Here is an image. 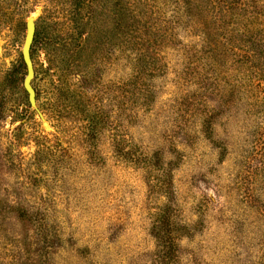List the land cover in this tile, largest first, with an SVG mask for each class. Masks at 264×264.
<instances>
[{"label": "rangeland", "instance_id": "obj_1", "mask_svg": "<svg viewBox=\"0 0 264 264\" xmlns=\"http://www.w3.org/2000/svg\"><path fill=\"white\" fill-rule=\"evenodd\" d=\"M0 264H264V0H0Z\"/></svg>", "mask_w": 264, "mask_h": 264}, {"label": "water", "instance_id": "obj_2", "mask_svg": "<svg viewBox=\"0 0 264 264\" xmlns=\"http://www.w3.org/2000/svg\"><path fill=\"white\" fill-rule=\"evenodd\" d=\"M35 37V14H31L25 23L24 41L21 47V57L25 66V76L23 78V88L27 93V99L30 107L36 112L42 122H45L42 112L36 106V94L32 86V80L35 76L34 64L31 56V48Z\"/></svg>", "mask_w": 264, "mask_h": 264}, {"label": "trees", "instance_id": "obj_3", "mask_svg": "<svg viewBox=\"0 0 264 264\" xmlns=\"http://www.w3.org/2000/svg\"><path fill=\"white\" fill-rule=\"evenodd\" d=\"M31 55H32V53H31Z\"/></svg>", "mask_w": 264, "mask_h": 264}]
</instances>
